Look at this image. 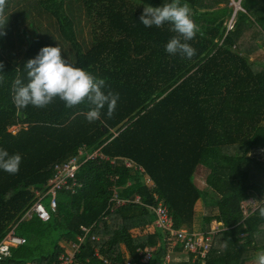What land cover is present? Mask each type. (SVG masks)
<instances>
[{
    "label": "trees",
    "instance_id": "1",
    "mask_svg": "<svg viewBox=\"0 0 264 264\" xmlns=\"http://www.w3.org/2000/svg\"><path fill=\"white\" fill-rule=\"evenodd\" d=\"M170 2L7 0L0 149L22 161L17 174L0 169V242L15 227L25 243L0 264H52L77 242L81 227L89 228L76 255L82 264H246L264 251V63L250 60L260 48L256 38L264 40V0H240V9L231 0H180L198 28L186 41L195 49L191 59L166 52L177 35L170 24L140 21L145 6ZM57 46L74 67L105 80V94H118L111 118L106 105L90 123L84 114L91 105L66 108L58 98L45 108H16L13 84L27 83L26 63ZM82 147L104 159L81 164L76 193L60 192L54 212L42 199L49 220L23 218L35 191L47 190L55 165ZM200 169L207 173L202 189L195 183ZM114 194L127 201L110 212ZM248 200L259 205L245 213ZM159 201L175 229L208 232L220 224L203 260L180 244L168 247L150 209ZM146 251L151 257L142 262Z\"/></svg>",
    "mask_w": 264,
    "mask_h": 264
},
{
    "label": "clouds",
    "instance_id": "2",
    "mask_svg": "<svg viewBox=\"0 0 264 264\" xmlns=\"http://www.w3.org/2000/svg\"><path fill=\"white\" fill-rule=\"evenodd\" d=\"M6 4L7 0H0V21L3 20ZM140 21L145 27H160L165 23L172 26L171 30L177 35L166 44L168 54H179L187 59L195 55V49L186 41L195 38L198 28L191 18V9L187 3L181 5L180 0H172L160 7L147 5ZM3 34L0 32V35ZM2 68L3 64L0 63V70ZM24 68L27 72V83L16 79L13 84V102L17 109L29 105L45 108L58 98L66 108H73L85 102L91 105L90 110L84 114L90 123L100 118L101 110L106 105L107 115L112 117L119 99L118 94L111 91L105 94L102 91L105 80L96 78L82 68L74 67L63 58L59 46L43 47ZM2 77L3 75H0V83L3 82ZM21 161L19 154L10 156L6 150L0 149V169L5 172L17 174ZM259 215L264 218V207L259 208ZM224 246H227V242ZM255 264H264V251L257 253Z\"/></svg>",
    "mask_w": 264,
    "mask_h": 264
},
{
    "label": "built area",
    "instance_id": "3",
    "mask_svg": "<svg viewBox=\"0 0 264 264\" xmlns=\"http://www.w3.org/2000/svg\"><path fill=\"white\" fill-rule=\"evenodd\" d=\"M14 129V128H13ZM83 157V159H81ZM96 158H103L104 156L99 150L93 152H87L85 147L78 150L76 156L69 159L67 162L55 165L54 175L48 181L47 190L42 194L39 191H35L36 202L32 205L31 209L25 214L23 218H29L31 215H36L41 221H47L50 218V212L43 204L42 199L49 198L48 206L51 212H54L58 199L57 196L60 192H69L75 194L79 187L76 178V172L78 168L87 160ZM125 166L128 168H137L143 172L141 167H136L129 161H124ZM149 180H147L148 182ZM155 199L157 197L155 196ZM109 211H113L119 206L124 205L126 202L118 199L117 194L109 200ZM135 202H139V198H135ZM155 215L154 224L155 226L168 233V247L172 249L176 244H180L184 250L196 255L199 259L203 260L210 249V243L214 236V231L209 230L208 232H193L190 233L185 229H175L173 219L169 214L167 207L163 202L159 201L156 207H150ZM82 235L77 237V242L71 243L65 248V251L60 254L55 262L52 264H82L76 259V255L80 252L81 242L85 239L89 232V228L81 227ZM217 233V232H216ZM92 239H97L92 236ZM25 239L15 234L14 229H11L5 238L0 242V260L6 257L9 253L10 248L23 245ZM169 248V249H170ZM170 249V250H171ZM94 257H99L98 249L95 250ZM151 257V253L146 251L143 255L142 262H147ZM168 259V256L166 257ZM125 264H130V260H126Z\"/></svg>",
    "mask_w": 264,
    "mask_h": 264
},
{
    "label": "rangeland",
    "instance_id": "4",
    "mask_svg": "<svg viewBox=\"0 0 264 264\" xmlns=\"http://www.w3.org/2000/svg\"><path fill=\"white\" fill-rule=\"evenodd\" d=\"M233 2V5L237 7V3L234 2V0H231V4ZM232 27V26H231ZM229 27V28H231ZM256 44L259 45L260 48H257V52L254 53V55L251 56V61H258V62H263L264 63V48L262 47L263 43H264V40L260 39V38H256L255 40ZM12 129V128H11ZM17 130V129H16ZM260 155H259V159L264 162V152H259ZM81 159H83V157H81ZM206 171L203 170V169H200L199 172H197V176L195 177V183L196 185L202 189L204 187V178L206 176ZM61 199V195H58V201H60ZM49 202V198L46 199V203ZM259 203L255 200H248L246 202H243L242 203V209L244 210V212L246 213L247 209L249 208V206L251 207V210L253 211L254 209H256L258 207ZM199 206V204L197 203L196 204V208ZM198 209V208H197ZM250 210V211H251ZM207 209L205 210V212L207 213ZM248 213V212H247ZM219 225H215L212 224L211 225V231H214V233L216 234L217 231H219V228H218ZM214 234V235H215ZM246 264H255V260L253 261H250V262H247Z\"/></svg>",
    "mask_w": 264,
    "mask_h": 264
},
{
    "label": "crops",
    "instance_id": "5",
    "mask_svg": "<svg viewBox=\"0 0 264 264\" xmlns=\"http://www.w3.org/2000/svg\"><path fill=\"white\" fill-rule=\"evenodd\" d=\"M149 183H151V182L149 181ZM117 196H118V199H120V200H122V201H125V202L127 201L126 199L120 198L118 194H117ZM197 203L199 204V206L197 207V208L199 209L200 206H201V204H200V202H197ZM214 223H215V222H214ZM214 223H213V224H214ZM215 225H220V224L215 223ZM11 229H15V227H12ZM11 229H10V230H11ZM10 230H9V231H10ZM9 231H8V232H9ZM161 231H162V230H161ZM14 232H15V230H14ZM6 235H7V234H6ZM6 235H5V236H6ZM4 238H5V237H4ZM4 238H3V239H4ZM3 239H2V240H3ZM2 240H1V241H2Z\"/></svg>",
    "mask_w": 264,
    "mask_h": 264
},
{
    "label": "water",
    "instance_id": "6",
    "mask_svg": "<svg viewBox=\"0 0 264 264\" xmlns=\"http://www.w3.org/2000/svg\"><path fill=\"white\" fill-rule=\"evenodd\" d=\"M239 2H240V0H238V2H237V4H236V5H237V7H238V5H239Z\"/></svg>",
    "mask_w": 264,
    "mask_h": 264
}]
</instances>
